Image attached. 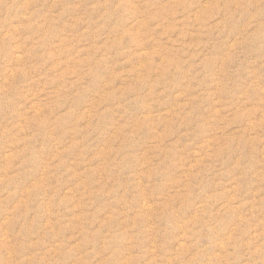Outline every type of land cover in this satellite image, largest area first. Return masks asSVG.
Segmentation results:
<instances>
[{"label":"rangeland","instance_id":"obj_1","mask_svg":"<svg viewBox=\"0 0 264 264\" xmlns=\"http://www.w3.org/2000/svg\"><path fill=\"white\" fill-rule=\"evenodd\" d=\"M0 264H264V0H0Z\"/></svg>","mask_w":264,"mask_h":264}]
</instances>
